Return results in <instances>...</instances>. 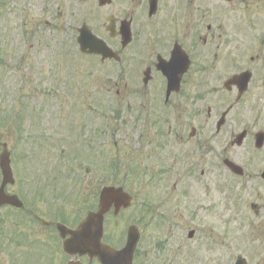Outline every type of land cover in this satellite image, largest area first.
<instances>
[{
	"label": "rangeland",
	"instance_id": "374dc122",
	"mask_svg": "<svg viewBox=\"0 0 264 264\" xmlns=\"http://www.w3.org/2000/svg\"><path fill=\"white\" fill-rule=\"evenodd\" d=\"M235 3L238 6L236 10L232 9L234 5L215 3L213 7L223 8H214V22L212 17L204 19L205 23L213 22L221 29L215 31L216 39L208 46L199 40L197 72L203 71V74L199 73L198 79L194 80V70L188 76L185 86L187 98L182 101L192 105L190 111L194 116L191 118L198 120L197 128L203 135L201 141L211 135L206 147L200 146L198 154L193 155L200 158L206 173L199 176L200 170L197 169L198 174L192 182L184 185L178 182L176 188L169 186L174 179L169 177L163 178L157 188L147 189L142 175L126 176L127 171L122 166L117 174H110L111 169L102 168L87 176L80 162L72 161L73 148L75 155L81 157L85 154L86 158H92L94 150H102L104 159L107 152L117 148L113 153L121 164L131 161L133 151L139 152L144 146L151 149L146 141L148 133L141 139L140 128L132 129L138 108L130 113L128 104L134 98V86L145 89L142 91L145 95L158 89L157 81L144 87L139 75H134L131 86L125 87L126 81L123 85L119 65L107 62L98 66V60L79 56L75 59L72 54L77 36L75 29L83 22L108 39L105 26L109 15H114L117 20L134 16V27L143 26L144 1L136 0L133 4L131 0H113L112 5L101 8L97 0H0V59L4 61L0 67L3 73L0 78L1 109L10 114L22 104L23 91L19 92V86L23 75L19 72L29 73L36 86L35 92L26 94L23 103L29 105L28 110L39 114L38 132L31 130L27 140L24 137L17 140L12 155L26 207L31 208L33 196L27 190L42 192L46 189L51 202L59 204L69 223L78 216L73 206L51 196L52 186L59 190V177L65 176L60 172L57 180L47 178L54 171L50 167L51 162L59 153L65 159L63 170L67 171L71 165L73 168L77 166L81 171L78 174L84 175L76 176L78 181H82L80 195L85 204L79 207L83 210L87 205L94 204V193L101 182L123 184L126 191L135 196L136 202L130 208L117 216L112 213L106 216L105 232L115 245L120 243L127 226L133 221L132 214L140 201L150 197L155 189H158L157 198L161 190L172 189L165 208L167 220L164 223L158 220L146 226L141 264H234L238 255L247 258L248 264H264V178L261 177L264 172V147L256 150L251 137L241 148L230 144L233 136L243 129L252 134L264 130V89L262 92L259 89L264 81V22L257 26L256 20L264 17L261 12L264 0H235ZM141 4L143 9L140 11ZM168 5L169 0H165L161 14L165 13ZM253 14L255 21L250 19ZM233 24L243 30L234 31ZM248 24L251 29L246 26ZM202 33H205L204 28ZM220 34L222 38H219ZM222 40H225L223 46ZM233 41L236 42L232 46L236 48L232 47L223 60H215L220 50ZM250 55L256 57L254 61H251ZM200 56L204 58L203 63L198 61ZM246 67L254 73L251 88L228 115L223 133L216 134L211 121L229 105L235 104V92L227 93L222 81ZM88 76L91 77L87 79ZM42 93L49 95L43 96ZM115 99L120 105L117 106L120 116L116 118L110 108ZM101 100L108 102L102 108ZM135 102L144 103V100L136 97ZM209 108L211 115L207 113ZM97 115L102 118H97ZM31 119L25 117V127L33 124ZM126 122L129 124L126 125ZM12 128L7 130L0 126V154L3 142L15 144L16 136L10 133ZM79 137L82 138L80 142ZM89 141L94 142V148L89 146ZM207 150L211 152L207 153ZM225 157L240 164L247 171L246 176L242 179L234 177L223 165ZM59 164L60 161L55 163L56 166ZM134 166L139 167V162ZM7 190L12 191V188ZM153 201L154 204L158 202ZM52 209L41 204L33 214L49 220L53 215L50 214ZM17 215L18 220H23L22 235H17L20 244H16L15 239L13 242L5 240L7 235H0V264H62L67 260V256L59 250L56 236L50 235L52 229L44 228L28 212L20 211ZM190 229L195 230L192 239L187 237ZM157 232L161 235H155ZM160 238L162 244L158 249L156 240ZM3 242L6 248L2 249Z\"/></svg>",
	"mask_w": 264,
	"mask_h": 264
},
{
	"label": "flooded vegetation",
	"instance_id": "af4514ba",
	"mask_svg": "<svg viewBox=\"0 0 264 264\" xmlns=\"http://www.w3.org/2000/svg\"><path fill=\"white\" fill-rule=\"evenodd\" d=\"M143 1L144 10H147L148 0ZM160 2L161 4L157 9L158 13L156 12L160 15V18H156L153 23L146 26L145 30L142 29L138 33L132 29V45L128 50V57L137 60L133 72L138 73L140 68H149L151 80L154 77L160 79L159 87H157V90L153 89L145 95L142 94L145 89L134 88V98L132 100L135 101L136 97H142L145 104L139 118L146 119L148 127L153 128L149 132V136L146 137L147 144L151 147V149H148L145 146L146 170L153 174L176 172L182 176L179 182L184 185L189 181L192 182L198 171L194 164L198 158H194L193 155L198 154L199 146L192 142V139L196 138L199 133L195 129L192 136L190 132L199 124L198 120L191 118L194 116L190 111L192 105L182 103L187 98V94H182L186 90L185 88L178 93L173 92L169 97L166 96V80L158 71L156 60L160 56L163 58L169 57L173 44L175 42L179 43L177 37L182 42L192 41L191 48L194 47L197 39L198 42L201 40L205 46H208L216 39L215 31L221 29L218 24L203 23L207 16L212 17L214 22L215 9L220 10L223 8L222 6L213 7L214 4L234 5L232 6L233 10H236L238 6H235V0H169L165 13L161 14L165 0H158V4ZM245 5L248 8L250 7L247 4ZM140 10H142V4ZM170 14H172L176 23H166L167 20L164 16ZM217 26L219 28L215 29ZM202 28H204L205 33H202ZM233 29L234 31L243 30L242 27L236 24H233ZM183 30L186 32L183 33ZM143 31L144 43L142 42ZM222 37L223 35L220 34L219 38ZM224 43L225 40H222L221 45L223 46ZM228 47L229 44L224 46L220 52L225 51ZM116 50L124 59V51L127 50V47L124 49L120 47L121 52L118 49ZM193 51L197 53L198 47ZM208 115H211V113L208 112ZM201 174H204V170H201ZM3 209H5L2 215L3 234L19 235V221L17 217L15 220L11 218V214L15 212L14 208L5 207L0 210Z\"/></svg>",
	"mask_w": 264,
	"mask_h": 264
},
{
	"label": "water",
	"instance_id": "95a60500",
	"mask_svg": "<svg viewBox=\"0 0 264 264\" xmlns=\"http://www.w3.org/2000/svg\"><path fill=\"white\" fill-rule=\"evenodd\" d=\"M107 0H100L101 4L106 3ZM113 26L109 28L112 29ZM84 32L83 30H80ZM89 35L80 36L79 43L81 44V50L85 51L86 48H89L90 52L101 53L103 56H112L110 50L104 45H100L98 39L93 36L91 33L87 32ZM128 33V31H127ZM129 39H126V42ZM243 82H246L249 77V73H245L242 75ZM245 88L242 87V89ZM241 89V90H242ZM238 137L237 143H240V137ZM263 143V137L261 134L257 139V146H261ZM226 165L229 166L231 169L237 171L238 173L240 170L237 166L233 165L229 161H225ZM1 167L3 169V173L5 176V180H11V172L8 165V160L4 157L1 160ZM3 202H14L12 198H7L2 194L0 190V204ZM112 204H115L117 208L120 206H127L129 204L128 196L123 193L120 189H115L112 187H108L103 191L102 202L98 212L90 213L88 217L81 223L79 228L75 231L63 230L61 227L60 232L63 237L67 233L71 234V237L65 241V249L68 252L75 253H88L90 256H98L99 259L102 261L103 264H130L131 256L137 241V235H135V230L131 229L132 235H130L129 242L127 246L122 249L121 251L113 250L112 248L101 244L100 239L102 237V221L104 213L109 210ZM73 264V263H71ZM236 264H246L244 259H239Z\"/></svg>",
	"mask_w": 264,
	"mask_h": 264
}]
</instances>
